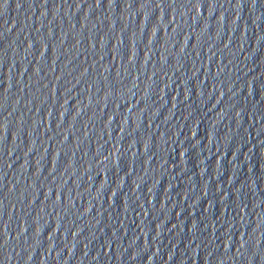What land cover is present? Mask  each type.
Here are the masks:
<instances>
[{"label": "water", "instance_id": "1", "mask_svg": "<svg viewBox=\"0 0 264 264\" xmlns=\"http://www.w3.org/2000/svg\"><path fill=\"white\" fill-rule=\"evenodd\" d=\"M0 264H264V0H0Z\"/></svg>", "mask_w": 264, "mask_h": 264}]
</instances>
